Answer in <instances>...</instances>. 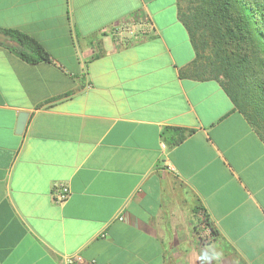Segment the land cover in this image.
Returning <instances> with one entry per match:
<instances>
[{
  "label": "crops",
  "instance_id": "1",
  "mask_svg": "<svg viewBox=\"0 0 264 264\" xmlns=\"http://www.w3.org/2000/svg\"><path fill=\"white\" fill-rule=\"evenodd\" d=\"M0 27L51 55L0 37V264H264V141L195 77L177 0H0Z\"/></svg>",
  "mask_w": 264,
  "mask_h": 264
},
{
  "label": "trees",
  "instance_id": "2",
  "mask_svg": "<svg viewBox=\"0 0 264 264\" xmlns=\"http://www.w3.org/2000/svg\"><path fill=\"white\" fill-rule=\"evenodd\" d=\"M177 6L196 52L195 77L217 80L264 141V0H177ZM0 37L29 63L50 60L27 32L0 27ZM175 131L170 145L185 136Z\"/></svg>",
  "mask_w": 264,
  "mask_h": 264
},
{
  "label": "built area",
  "instance_id": "3",
  "mask_svg": "<svg viewBox=\"0 0 264 264\" xmlns=\"http://www.w3.org/2000/svg\"><path fill=\"white\" fill-rule=\"evenodd\" d=\"M151 24L147 21H123L113 25L110 33L120 40L146 36L151 31ZM53 199L56 203H64L71 195L69 186L63 183L56 184L52 190ZM124 219V216L120 217ZM207 238H210L207 236ZM64 264H85L82 255L74 253L67 254L64 258Z\"/></svg>",
  "mask_w": 264,
  "mask_h": 264
},
{
  "label": "water",
  "instance_id": "4",
  "mask_svg": "<svg viewBox=\"0 0 264 264\" xmlns=\"http://www.w3.org/2000/svg\"><path fill=\"white\" fill-rule=\"evenodd\" d=\"M28 117H29V113L28 112H21L20 113L19 121H18V125H17V131L19 133H22L25 130Z\"/></svg>",
  "mask_w": 264,
  "mask_h": 264
}]
</instances>
